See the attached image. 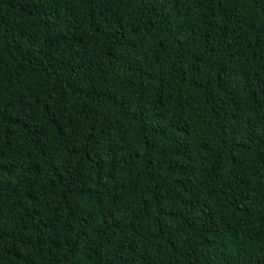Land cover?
Masks as SVG:
<instances>
[{
	"label": "trees",
	"instance_id": "16d2710c",
	"mask_svg": "<svg viewBox=\"0 0 264 264\" xmlns=\"http://www.w3.org/2000/svg\"><path fill=\"white\" fill-rule=\"evenodd\" d=\"M0 264H264V0H0Z\"/></svg>",
	"mask_w": 264,
	"mask_h": 264
}]
</instances>
